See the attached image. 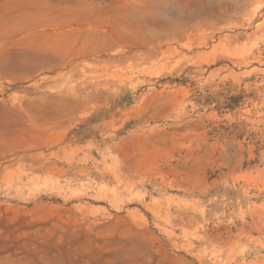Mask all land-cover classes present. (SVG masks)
<instances>
[{"label":"rangeland","instance_id":"rangeland-1","mask_svg":"<svg viewBox=\"0 0 264 264\" xmlns=\"http://www.w3.org/2000/svg\"><path fill=\"white\" fill-rule=\"evenodd\" d=\"M0 264H264V0H0Z\"/></svg>","mask_w":264,"mask_h":264}]
</instances>
